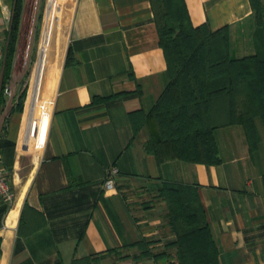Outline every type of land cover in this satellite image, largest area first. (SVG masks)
<instances>
[{
  "label": "crops",
  "instance_id": "crops-1",
  "mask_svg": "<svg viewBox=\"0 0 264 264\" xmlns=\"http://www.w3.org/2000/svg\"><path fill=\"white\" fill-rule=\"evenodd\" d=\"M13 1L0 0L5 53ZM184 1L193 26L230 27L232 56L252 51L250 0ZM58 10L48 0L21 109L18 95H2L0 163L13 199H0V264H157L145 250L173 258L161 195L168 183L196 190L219 264H264L260 121L252 152L234 124L214 130L219 164L158 163L144 148V116L168 74L150 1L71 0L48 54ZM42 79L47 95H39ZM111 167L114 188L105 190Z\"/></svg>",
  "mask_w": 264,
  "mask_h": 264
},
{
  "label": "trees",
  "instance_id": "trees-1",
  "mask_svg": "<svg viewBox=\"0 0 264 264\" xmlns=\"http://www.w3.org/2000/svg\"><path fill=\"white\" fill-rule=\"evenodd\" d=\"M159 36L168 82L144 116L148 139L144 148L158 163L181 160L216 165L221 162L214 130L239 124L253 151L264 129V14L260 0H250L255 11L252 51L230 53V27L211 30L193 26L184 0H149ZM23 0H14L7 36L0 86L12 69L18 40ZM40 18V16H39ZM27 95L18 94L16 108ZM167 204L166 219L175 235L174 261L166 252L143 251L157 264H219L203 208L194 188L168 183L161 190ZM145 248L146 243H139Z\"/></svg>",
  "mask_w": 264,
  "mask_h": 264
},
{
  "label": "rangeland",
  "instance_id": "rangeland-1",
  "mask_svg": "<svg viewBox=\"0 0 264 264\" xmlns=\"http://www.w3.org/2000/svg\"><path fill=\"white\" fill-rule=\"evenodd\" d=\"M70 1L71 0H54V3L59 10L53 11V18L49 22V36H51V40L48 39V41L50 40V43L47 46L48 54L53 46L52 41L55 36L54 32H56L58 27L59 18L62 16L65 8L69 6ZM47 4L48 0H23L21 15L23 18L22 23H20L15 54L12 59V69L9 78L4 85V87L9 86L11 95H18L21 90L25 88H27L28 95L30 94L35 64L38 58L39 41L44 28ZM2 65H0V86L2 77L1 74L3 71ZM39 95H47L45 93L44 79L41 81ZM171 259H168V261H174L175 258L173 257Z\"/></svg>",
  "mask_w": 264,
  "mask_h": 264
},
{
  "label": "built area",
  "instance_id": "built-area-1",
  "mask_svg": "<svg viewBox=\"0 0 264 264\" xmlns=\"http://www.w3.org/2000/svg\"><path fill=\"white\" fill-rule=\"evenodd\" d=\"M5 57V47L4 41L1 36L0 31V64L3 63ZM4 95H11V90L9 86H5L3 88ZM117 173V169L115 167H111L106 171V176L103 182V187L105 190H111L114 188V176ZM0 199L9 203L13 199V192L8 184L5 171L0 163Z\"/></svg>",
  "mask_w": 264,
  "mask_h": 264
}]
</instances>
